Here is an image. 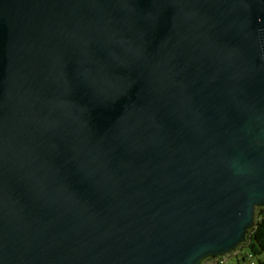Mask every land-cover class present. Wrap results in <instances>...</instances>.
<instances>
[{
  "label": "water",
  "instance_id": "1",
  "mask_svg": "<svg viewBox=\"0 0 264 264\" xmlns=\"http://www.w3.org/2000/svg\"><path fill=\"white\" fill-rule=\"evenodd\" d=\"M263 203L264 0H0V264H198Z\"/></svg>",
  "mask_w": 264,
  "mask_h": 264
},
{
  "label": "rangeland",
  "instance_id": "2",
  "mask_svg": "<svg viewBox=\"0 0 264 264\" xmlns=\"http://www.w3.org/2000/svg\"><path fill=\"white\" fill-rule=\"evenodd\" d=\"M249 228L250 227H248V229ZM247 241L248 238L246 236L242 241L237 244L236 247H233L231 250H229V253H210L204 255L198 264H253V261H255L256 264H260V255H254L253 257H250L249 253L252 252V249L248 245ZM262 257H264V255Z\"/></svg>",
  "mask_w": 264,
  "mask_h": 264
},
{
  "label": "trees",
  "instance_id": "3",
  "mask_svg": "<svg viewBox=\"0 0 264 264\" xmlns=\"http://www.w3.org/2000/svg\"><path fill=\"white\" fill-rule=\"evenodd\" d=\"M246 236L248 238V245L252 249L251 253L253 255H260L259 263L264 264V257H262L264 255V203L257 206L255 222L247 230Z\"/></svg>",
  "mask_w": 264,
  "mask_h": 264
},
{
  "label": "built area",
  "instance_id": "4",
  "mask_svg": "<svg viewBox=\"0 0 264 264\" xmlns=\"http://www.w3.org/2000/svg\"><path fill=\"white\" fill-rule=\"evenodd\" d=\"M249 255H250V257H253V256H254L252 253H250ZM244 256H245V255H244ZM253 263H254V262H253Z\"/></svg>",
  "mask_w": 264,
  "mask_h": 264
},
{
  "label": "bare ground",
  "instance_id": "5",
  "mask_svg": "<svg viewBox=\"0 0 264 264\" xmlns=\"http://www.w3.org/2000/svg\"><path fill=\"white\" fill-rule=\"evenodd\" d=\"M254 263L253 264H256V262L255 261H253Z\"/></svg>",
  "mask_w": 264,
  "mask_h": 264
}]
</instances>
